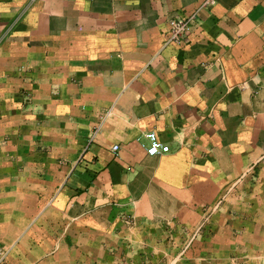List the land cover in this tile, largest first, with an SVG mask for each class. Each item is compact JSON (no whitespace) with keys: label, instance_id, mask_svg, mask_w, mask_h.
Returning a JSON list of instances; mask_svg holds the SVG:
<instances>
[{"label":"crops","instance_id":"1","mask_svg":"<svg viewBox=\"0 0 264 264\" xmlns=\"http://www.w3.org/2000/svg\"><path fill=\"white\" fill-rule=\"evenodd\" d=\"M203 1L0 0V264H264V0Z\"/></svg>","mask_w":264,"mask_h":264},{"label":"built area","instance_id":"2","mask_svg":"<svg viewBox=\"0 0 264 264\" xmlns=\"http://www.w3.org/2000/svg\"><path fill=\"white\" fill-rule=\"evenodd\" d=\"M212 1L213 0H204L202 5L208 6ZM194 19L195 14H191L187 18H173L169 20L167 41L180 43L183 35L189 30ZM109 113L110 110H107L103 114V117H106ZM146 136L148 138V144L145 146V149L148 155H159L169 151V146L166 143L161 142L154 131L148 132ZM112 149H117V146L114 145Z\"/></svg>","mask_w":264,"mask_h":264}]
</instances>
